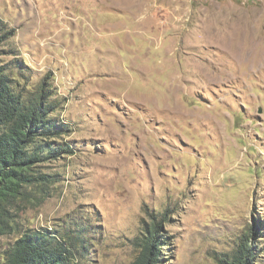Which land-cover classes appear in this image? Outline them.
<instances>
[{"label": "rangeland", "instance_id": "obj_1", "mask_svg": "<svg viewBox=\"0 0 264 264\" xmlns=\"http://www.w3.org/2000/svg\"><path fill=\"white\" fill-rule=\"evenodd\" d=\"M0 22V65L49 86L74 147L36 167L0 263L44 229L78 264H130L156 222L158 264L245 237L264 264V0H0Z\"/></svg>", "mask_w": 264, "mask_h": 264}, {"label": "trees", "instance_id": "obj_2", "mask_svg": "<svg viewBox=\"0 0 264 264\" xmlns=\"http://www.w3.org/2000/svg\"><path fill=\"white\" fill-rule=\"evenodd\" d=\"M6 30L0 22V38ZM6 70L0 65V235L11 230L26 187L38 182L36 167L74 153L65 139L68 125L56 114L58 105L49 86L40 84L23 92ZM159 228L154 222L144 231L140 252L130 264L159 263ZM62 239L65 241L64 236L44 229H27L2 252L0 264H78ZM257 250L256 244L241 238L231 256L220 262L254 264Z\"/></svg>", "mask_w": 264, "mask_h": 264}, {"label": "bare ground", "instance_id": "obj_3", "mask_svg": "<svg viewBox=\"0 0 264 264\" xmlns=\"http://www.w3.org/2000/svg\"><path fill=\"white\" fill-rule=\"evenodd\" d=\"M234 35V34H233ZM246 37V36H245ZM253 37V36H252ZM236 39V38H235ZM255 40V39H254ZM242 45V44H241ZM253 45V44H252ZM252 47V46H251ZM242 51V50H241ZM245 57V56H244Z\"/></svg>", "mask_w": 264, "mask_h": 264}]
</instances>
